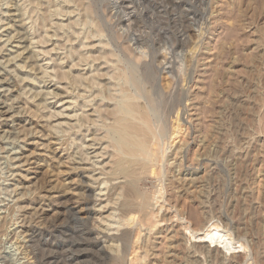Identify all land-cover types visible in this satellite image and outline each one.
Masks as SVG:
<instances>
[{"label": "rangeland", "instance_id": "rangeland-1", "mask_svg": "<svg viewBox=\"0 0 264 264\" xmlns=\"http://www.w3.org/2000/svg\"><path fill=\"white\" fill-rule=\"evenodd\" d=\"M128 38L151 66L133 68L142 57L121 48ZM74 53L88 55L89 64L77 66ZM64 73L101 85L70 87ZM161 74L165 95L158 97ZM122 98L167 118L165 138L182 111V132L166 146L170 162L143 185L152 198L159 184L166 192L154 201L157 227L142 232L135 264H264V0H0V264H28L25 228L69 222L68 207L86 203L77 186L87 177L100 178L87 192L95 202L90 225L117 234L119 211L102 208L100 193L106 144L93 142L110 119L94 110L116 109ZM154 100H165L163 112ZM193 213H202L191 224L199 234L216 221L246 249L194 243L182 224ZM70 229L69 241L82 237ZM87 255L84 264H108L103 253Z\"/></svg>", "mask_w": 264, "mask_h": 264}, {"label": "bare ground", "instance_id": "bare-ground-1", "mask_svg": "<svg viewBox=\"0 0 264 264\" xmlns=\"http://www.w3.org/2000/svg\"><path fill=\"white\" fill-rule=\"evenodd\" d=\"M109 27H110V29L111 28L115 29L116 25L111 23L109 25ZM18 36H19V34H18ZM43 40H44V38H43ZM127 42H125L126 43V45H125L124 41H121V43H120L121 48H124V51L127 54H129V53L134 54L135 53V54L140 55V57H142L141 61L135 60L134 58H133L134 60L132 59L131 64H133V66H134L133 68L136 70H138V69L140 70L143 67L151 66V65H148V64H150L148 61L149 56L146 52L143 51V46H139V43L137 42V40L133 39V38L132 39L128 38ZM118 46L116 45V47H118ZM120 50L122 51V49H120ZM138 50L140 51L139 53L137 52ZM112 53H113V51H112ZM75 55H77V54H75ZM77 56H80L79 62L76 64L77 66H80L84 62L85 63L87 62V64H89V62H88L89 57L87 58L88 55L86 56V54H80L79 53V55H77ZM113 56L114 55L112 54L111 57H113ZM115 56H117V55H115ZM104 58H106V57H104ZM99 59H100V57H99ZM116 69H118V67ZM123 69H124V67H123ZM118 71L122 72V69H118ZM45 73L47 74V71H45ZM62 73H59V74L62 75ZM121 74H123V73H121ZM63 75H64V78H62V76H60V77L62 79H65V80L68 79L70 81L69 85H72L70 87H73V84L74 85L76 84V85H78L77 86L78 88L82 87V89L84 91H86L87 88L89 91H92V90H90V88L92 86L94 87V81H96V80L93 81L90 78L89 79L84 78L81 74L80 75L82 77L78 76L79 77V78L77 77L78 79L72 81V79H71L72 76L70 77L69 75H67V73H64ZM134 76H135V74H134ZM73 78L75 79V76ZM99 78H101V77H99ZM113 78H114V76L112 77V79ZM120 78H121V76H120ZM162 78H163V74H161V76H159V78L157 79V83H156V86L159 90L157 92L160 93V94L158 93L159 94L158 97L165 95V93L162 94V91H163V88H162V80L163 79ZM85 80H87V82H85ZM115 80H116V78H115ZM110 81H111V79H110ZM98 84H99V82H98ZM98 84L96 81L95 86H98ZM99 85H101V84H99ZM126 88L124 87V89H126ZM157 88H156V90H157ZM124 89H122V90H124ZM105 92H107V91H105ZM48 94L51 95V93H48ZM110 94H112V93H110ZM80 95H82V94H80ZM55 96H58V94H55ZM47 97H48V95H47ZM133 99H131V100H133ZM109 100H114L112 95L109 97ZM115 100H118V99H115ZM131 100H125V98H122L121 101L122 102L124 101V102L119 104L116 107V109H113V110L108 109V108L104 109V110L98 109L96 106H95L96 109L94 110V112H100L99 115L105 114L110 119L109 120L110 126H105V127H107V129L105 130L106 131L105 134L103 133L104 136L102 138H93L94 140L93 139L92 140L96 144L99 143V145H100V143L106 144V146L104 148H102L104 151V154H102L101 157L104 158L103 162H105L106 160H109V161L105 162L103 164L102 170L99 173L100 176L104 177L102 179V181H103L102 183L105 184V187H103L100 190V193L102 196L106 197L105 201L107 202V204L105 206H103L102 208L110 207V209H113V208L115 209V207H116V210L113 209L114 210L113 212L118 213V211H119V215L117 216V217H119L118 223H117L118 226H117V229L116 228L114 229L117 231V234H113V235L111 234L110 235V234H107L104 232L103 233L97 232V229L93 228L90 225L89 219H91V215L94 211V209H93L94 204L93 203H95V202H93V200L90 198V195H88L87 192H90V191L92 192V190L95 188V184L99 181L100 178L99 177L94 178L95 176L94 177H92V176L87 177L91 184L89 183V184H83V186H77V189H79V191H80L78 195L84 196L86 203L84 204L83 208H80V210L78 209V206H76V205L68 207L69 218L68 217L67 218L69 219V222L64 223V224L60 223V225H54V224L48 225L46 227H41V226H43V225H41L40 227L28 226L25 228V230L23 231L24 234H22V235L26 236V238H29V240L27 241L24 238V240L26 242L23 243L24 246L23 245L22 246L24 247V250H25L24 253L28 258V259H26L29 261V262L27 261L28 264H84L85 259H87V257L89 256L87 254H88V251L90 249H93L94 252L97 251L98 253L105 254L106 259L108 260V264H115L116 262H118L119 264H128V263L129 264H135L136 260L138 259V256H137V254H138L137 251L139 250L138 244H139V242H141L140 238H141V234H143L142 232H144L146 230H149V231L152 230L158 223L155 219L156 216H154L158 212L156 214H154V210L151 209L153 206H155L154 201H156V204H158L161 201V199L164 200L165 192H166L165 187L163 186L164 184L163 183H162V185L159 184L158 187H160V186L161 187L159 189L156 188V190H157L156 192L154 191L155 192L154 195L157 194L158 197L154 196L152 198L153 195L150 196L151 193L148 192V190L144 189L143 185H144L145 180H147L149 177L157 176V178H158L159 176H161L162 173H164V165L166 163L170 162L169 161L170 156L166 152L167 151L166 146L168 145V143H169L168 141H170V139L175 141L176 140L175 138L179 135V133L182 132L181 131V129H182V123H181L182 111H180V112H178V114H176L175 120H172L173 118L171 117L170 120H172V122H173V125H172L173 127L171 126L172 123L170 124V126L173 128V130L171 131L172 132L171 134L167 133V134H169V137L171 136V138H169L167 135L166 136L168 138H165V137H162L161 133H163L166 129L165 128V122L163 120H167V118L166 119L163 118V120H162V118L159 116L160 118L157 117L156 119H154L151 116V113L153 112L152 108H151L152 111H149L150 109H148V107H146V105H143L144 102L142 104H140L139 100H138V102H136V99H134L135 101L134 100L131 101ZM118 101H120V100H118ZM145 102L148 103L147 101H145ZM164 103H165V100H154V106L157 109L160 108L161 109L160 112H163V110H164L163 109L165 107ZM89 104L90 103L88 101L82 103L81 109L88 107ZM115 105H117V104H115ZM2 112H0V113H2ZM94 112H93V114H95ZM169 114H171V113H169ZM86 117H87L85 119L86 121L83 120V121H85L86 124L82 121L85 125H87V121H89V119H90L89 116H86ZM0 119H1V117H0ZM101 120H102V118H101ZM170 120H169V122H170ZM95 121H97V120H95ZM95 121H93V123ZM80 128H81V126H80ZM87 129H88V132H89V130L92 131V129H90V128H87ZM99 130H101V129H98V128L95 129V133L93 132V135L96 134V131L99 132ZM173 143H175V142H173ZM59 145H64V144H62V142H61V143H59ZM92 145H94V144H90V146H88V147L91 148ZM176 149H178V148H176ZM180 150L181 149H179V151ZM55 151H58V149H56ZM173 152H172V154H173ZM72 157L73 156H70V158L73 160ZM173 159L174 158H172L170 160H173ZM75 161L73 160V162L76 165H78ZM83 163H85V162H83ZM180 168L181 167L179 166V169ZM74 169L83 170V171L87 172L86 169H84V168L76 167ZM94 171L96 172L95 169H92L91 173ZM85 172H81V174H80V177L82 179L86 178ZM78 180H80V179H78ZM160 181H161V179H160ZM192 187H194V186H192ZM189 191H191V190H189ZM86 193H87V195H86ZM92 205H93V207H92ZM112 205H114V206H112ZM193 214H192L193 216L192 215H189V217L187 216L190 220L187 221L188 218H186V221H184L185 220L184 219L183 220L184 222L182 221L183 222L182 224H184L183 226L186 228V230L189 232L191 237L194 239V241H193L194 243H207L209 245V247H214V248L216 247L217 249H221L222 251L224 250L227 253H232V252L236 251L238 248L246 249V247L244 246L243 243L236 241L237 239L235 240L233 238L232 233H229L228 230L222 229L221 224L216 222V221L209 223L206 226L204 232L202 234H199L197 226L195 227L191 224L195 220H196L195 222H197V221L202 222L203 221L202 220V218H203L202 213H198V214L193 213ZM39 224H38V226H39ZM33 225H35V223ZM71 226H73V227L75 226L76 229H79L77 231L82 236L81 238H78L76 241H73V242L69 241L70 239L72 240V236H75L72 234L73 231H71V229H70ZM152 231H150V232H152ZM168 232L170 234H172L170 232V230ZM76 234H77V232H76ZM173 237L174 236H172L169 239L172 240ZM109 242L112 245H109L108 250L104 251V248H106V246L103 247L102 245L104 243L106 245V243H109ZM115 243H118V245L117 244L114 245ZM238 245H239V247H238ZM141 246H143V245H141ZM129 255L135 256L130 260V262H128L129 261L128 260ZM26 256H25V258H26Z\"/></svg>", "mask_w": 264, "mask_h": 264}]
</instances>
